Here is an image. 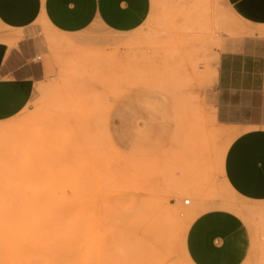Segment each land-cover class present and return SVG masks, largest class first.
Returning <instances> with one entry per match:
<instances>
[{"label":"rangeland","instance_id":"1","mask_svg":"<svg viewBox=\"0 0 264 264\" xmlns=\"http://www.w3.org/2000/svg\"><path fill=\"white\" fill-rule=\"evenodd\" d=\"M18 34L43 75L0 81V264H192L181 222L215 209L248 223L245 264H264V211L223 182L244 127L215 80L222 53L263 34L224 0H150L126 34L42 22Z\"/></svg>","mask_w":264,"mask_h":264},{"label":"crops","instance_id":"2","mask_svg":"<svg viewBox=\"0 0 264 264\" xmlns=\"http://www.w3.org/2000/svg\"><path fill=\"white\" fill-rule=\"evenodd\" d=\"M224 2L242 22L264 35V0ZM149 14L150 0H0V81L24 83L42 77L40 59L18 34L38 22L68 35L91 26L126 34L139 29ZM215 80L219 108L244 127L223 159L225 188L264 211V37L245 38L235 51L222 53ZM254 245L248 223L222 209L197 216L185 240L192 264H245L254 258Z\"/></svg>","mask_w":264,"mask_h":264},{"label":"bare ground","instance_id":"3","mask_svg":"<svg viewBox=\"0 0 264 264\" xmlns=\"http://www.w3.org/2000/svg\"><path fill=\"white\" fill-rule=\"evenodd\" d=\"M229 144V143H228ZM225 148H226V146H225ZM225 150V149H224ZM222 155V154H221ZM225 156V155H224ZM221 157V159H222V156H220ZM219 159V158H218ZM223 161V160H222ZM221 163V162H220ZM223 166V165H222ZM220 168V167H219ZM221 169V168H220ZM224 182V181H223ZM225 184H226V182H224ZM227 185V184H226ZM226 185H225V187H226ZM228 186V185H227ZM230 191V190H229ZM232 193V192H231ZM183 202V204L185 205L186 203H188V205L190 204V202L188 201V200H183L182 201ZM231 207V206H230ZM232 208V207H231ZM226 209H228V208H226ZM249 213V212H248ZM200 214V213H199ZM199 214H196V215H187L186 216V218L181 222V224L183 225V227H184V229L185 230H187L188 228H189V226H190V224L194 221V219L199 215ZM244 216V218H246V215L245 214H243ZM14 233V232H13ZM32 235V234H31ZM5 238V239H4ZM15 238V236L13 237V238H8L10 241H13V239ZM3 239L5 240L4 242H5V244H7L8 243V240H6V237H3ZM15 241H16V238L14 239ZM17 242V241H16ZM7 245H13V244H7ZM5 246V250L7 249V247L8 246ZM17 246H18V244H17ZM16 246V247H17ZM5 250H4V252H5ZM14 250H15V245H14V249L11 251L10 249H8L7 250V252H9V251H11V252H9V254H11V253H14ZM17 250V249H16ZM70 250H71V248H70ZM16 252V251H15ZM63 252V251H62ZM70 252V251H69ZM74 252H76V251H74ZM71 254H73L72 252H70ZM9 254H7V256L6 257H8V255ZM15 254V253H14ZM31 254V253H30ZM64 254V253H63ZM66 254H68V253H66ZM12 255V254H11ZM11 255H10V258L8 257V259H10L9 261H11V263L12 264H14L13 262H15L16 260H18V259H15V257H13L14 255H12V257H11ZM67 256V255H66ZM78 256V255H77ZM70 257V256H69ZM60 258H61V256H60ZM8 259H6V260H8ZM68 259V258H67ZM71 259V258H70ZM64 261V260H63ZM63 263V262H62ZM16 264V263H15ZM22 264V263H21ZM66 264H80V256L79 257H77L75 260H73V261H71V262H69V263H66Z\"/></svg>","mask_w":264,"mask_h":264},{"label":"built area","instance_id":"4","mask_svg":"<svg viewBox=\"0 0 264 264\" xmlns=\"http://www.w3.org/2000/svg\"><path fill=\"white\" fill-rule=\"evenodd\" d=\"M185 205H188V203H186Z\"/></svg>","mask_w":264,"mask_h":264}]
</instances>
